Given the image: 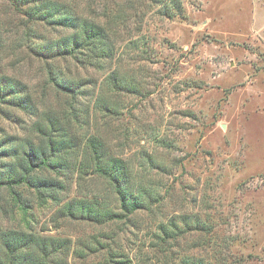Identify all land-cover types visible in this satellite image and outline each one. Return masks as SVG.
Segmentation results:
<instances>
[{
    "label": "rangeland",
    "instance_id": "obj_1",
    "mask_svg": "<svg viewBox=\"0 0 264 264\" xmlns=\"http://www.w3.org/2000/svg\"><path fill=\"white\" fill-rule=\"evenodd\" d=\"M66 1H77L83 16L113 33L111 63L100 68L34 55L23 37L28 16L13 0H0V72L25 84L42 109L46 104L60 121H70L79 140L100 137L112 156L134 167L137 181L158 191L160 202L118 222L57 221L54 201L40 204L33 190L19 188L30 205L25 221L0 189V229L30 227L69 239L68 264L103 259L102 248L85 257L76 253L96 239L124 253L129 264H264V0ZM166 4L175 17L163 14ZM50 65L89 81L77 116L68 95L51 83ZM115 70L137 90L109 89L106 79ZM104 99L114 110L103 108ZM34 119L1 104L0 140L34 137L39 143L31 136ZM86 177L60 197L109 193L103 180ZM172 217L191 226L164 243L156 237L158 225ZM193 219L204 221L205 229L193 226Z\"/></svg>",
    "mask_w": 264,
    "mask_h": 264
},
{
    "label": "trees",
    "instance_id": "obj_2",
    "mask_svg": "<svg viewBox=\"0 0 264 264\" xmlns=\"http://www.w3.org/2000/svg\"><path fill=\"white\" fill-rule=\"evenodd\" d=\"M13 1L30 20V24L25 22L23 37L25 35L28 40L26 47L34 55L52 60L72 58L100 68L106 67L115 58L117 44L113 33L101 22L83 16L77 1ZM169 6L164 5L162 12L173 18L176 14L170 11ZM172 6L174 9L181 8L176 3ZM43 28L50 31H43ZM49 74L51 83L68 95L66 102L71 107L70 113L77 116L76 111H82L78 97L86 92L89 81L86 83L78 78L66 77L54 65L49 66ZM106 80L108 88L112 90L133 92L138 87L116 70ZM101 102L106 110H114L111 102L106 99ZM5 103L35 117L30 125L31 136L33 133L40 137L39 143L34 137L20 138L18 141L15 138L0 140V189L7 190L25 221L28 220L30 205L19 188L33 190L40 204L54 201L58 205L57 221L59 218H69L97 224L118 222L129 218L138 209L152 210L153 205L160 202L158 191L137 181L134 167L128 161L112 156L100 137L90 135L85 140H79L71 133L73 127L70 121L67 124L60 121L46 104L42 109L41 103L35 101L25 84L0 72V106ZM148 158L151 165L156 167V161L151 156ZM86 176L103 180L109 193L83 191L66 199L60 197L63 190L71 192L73 182L85 180ZM111 197L116 199L115 203L110 201ZM182 222L185 227L173 217L168 222H160L156 237L164 243L176 239L191 226L188 220ZM192 222L195 223L193 226L198 224L197 228L205 229L204 221L193 219ZM99 248L105 249L107 254L94 264L130 262L124 253L100 239H96L95 244L83 243L76 253L85 257L88 251L96 252ZM70 251L69 239L42 235L30 227L0 229V264H68ZM188 263L203 264L196 259Z\"/></svg>",
    "mask_w": 264,
    "mask_h": 264
}]
</instances>
